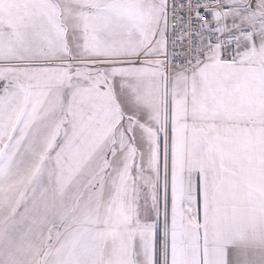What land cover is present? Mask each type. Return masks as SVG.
Masks as SVG:
<instances>
[{
    "label": "snow or ice",
    "instance_id": "1",
    "mask_svg": "<svg viewBox=\"0 0 264 264\" xmlns=\"http://www.w3.org/2000/svg\"><path fill=\"white\" fill-rule=\"evenodd\" d=\"M0 264H264V0H0Z\"/></svg>",
    "mask_w": 264,
    "mask_h": 264
}]
</instances>
